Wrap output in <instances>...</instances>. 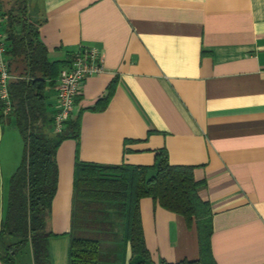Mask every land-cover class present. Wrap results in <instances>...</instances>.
<instances>
[{
  "label": "crops",
  "instance_id": "1",
  "mask_svg": "<svg viewBox=\"0 0 264 264\" xmlns=\"http://www.w3.org/2000/svg\"><path fill=\"white\" fill-rule=\"evenodd\" d=\"M28 12L50 61L94 46L105 66L76 98L79 137L57 150L51 264H68L76 162L152 166L162 150L193 166L211 214L198 223L142 198L152 262L264 264V0H30ZM46 96L54 110L55 86ZM22 150L14 119H0V227ZM28 246L15 264H33ZM131 256L126 244L120 263Z\"/></svg>",
  "mask_w": 264,
  "mask_h": 264
},
{
  "label": "trees",
  "instance_id": "2",
  "mask_svg": "<svg viewBox=\"0 0 264 264\" xmlns=\"http://www.w3.org/2000/svg\"><path fill=\"white\" fill-rule=\"evenodd\" d=\"M0 13L5 20L6 59L12 75V109L5 114L0 101V119L13 118L23 141L20 163L6 190L0 258L15 264L16 256L29 245L33 264H51L49 218L59 179L56 154L64 139L79 137L80 123L79 119L69 120L63 132H56V108L47 104L46 90L55 86L60 69L69 61L49 60L40 24L29 15L28 0L13 4L0 0ZM193 171L190 165L171 164L164 150L152 166L77 161L68 264H104L102 243L110 240L121 250L129 244L131 264H155L144 239L140 200L151 197L187 220H207L210 206L199 195L203 183L195 179ZM202 232L206 237L211 233L207 227Z\"/></svg>",
  "mask_w": 264,
  "mask_h": 264
},
{
  "label": "built area",
  "instance_id": "3",
  "mask_svg": "<svg viewBox=\"0 0 264 264\" xmlns=\"http://www.w3.org/2000/svg\"><path fill=\"white\" fill-rule=\"evenodd\" d=\"M8 42L6 33L2 29V15L0 13V101L4 106V113L11 109L9 95V81L12 77L8 70L6 53ZM105 70L100 50L94 46H82L72 56L69 63L60 69L58 74L56 93V114L54 116V130L61 133L72 117L76 107V98L80 93L83 81L94 74Z\"/></svg>",
  "mask_w": 264,
  "mask_h": 264
},
{
  "label": "rangeland",
  "instance_id": "4",
  "mask_svg": "<svg viewBox=\"0 0 264 264\" xmlns=\"http://www.w3.org/2000/svg\"><path fill=\"white\" fill-rule=\"evenodd\" d=\"M7 2H9V4H13L15 2V0H6ZM30 0H28L29 3ZM102 249L104 251V255L103 258L105 259V263L104 264H120V252H121V247H118L119 244H117V242L115 241H104L102 243ZM30 246H28L27 249V255L30 256L31 255V251H30ZM118 250V253H117ZM116 251V252H115ZM33 259V258H32Z\"/></svg>",
  "mask_w": 264,
  "mask_h": 264
}]
</instances>
